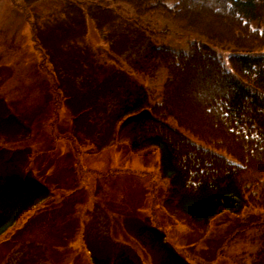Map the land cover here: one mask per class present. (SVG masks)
Here are the masks:
<instances>
[{"label":"rangeland","instance_id":"374dc122","mask_svg":"<svg viewBox=\"0 0 264 264\" xmlns=\"http://www.w3.org/2000/svg\"><path fill=\"white\" fill-rule=\"evenodd\" d=\"M166 4L171 6V0ZM78 10L84 33L78 30L77 45L142 84L150 103L158 99L165 74L142 61L149 43L175 50L204 43L222 60L232 51L159 16L136 17L128 6L112 0H0V120L7 117L0 122V175L18 171L50 190L49 197L0 236V264H92V251L108 249L111 239L130 246L142 264H151L125 227L128 216L157 228L188 264H253L264 234V209L247 208L238 216L223 212L207 226L191 224L165 207L168 182L161 177L154 147L133 151L116 136L96 149L92 142L74 138L75 116L59 85L70 83L74 69L69 65L71 74L63 79L65 68L48 57L35 37L38 31L53 37L54 22L79 16ZM55 46L60 55L61 46ZM137 59L140 64H134ZM131 61L134 68L152 69L139 72ZM53 67L60 71L57 77ZM100 122L98 118V127L85 123L86 131H81L97 138Z\"/></svg>","mask_w":264,"mask_h":264},{"label":"trees","instance_id":"16d2710c","mask_svg":"<svg viewBox=\"0 0 264 264\" xmlns=\"http://www.w3.org/2000/svg\"><path fill=\"white\" fill-rule=\"evenodd\" d=\"M112 1L128 6L136 17L159 16L232 51L222 60L204 43L175 50L150 41L142 61L165 74L158 99L150 103L142 84L77 45L78 30L84 33L79 10V16L54 22L53 37L38 31L35 38L65 68L59 71L63 79L71 74L67 68L74 69L70 83H59L75 116L74 138L96 149L116 136L133 151L154 147L168 182L165 207L191 224L207 226L223 212L238 216L247 208L264 209V0H171V6L167 0ZM53 72L59 73L54 67ZM98 118L97 138L94 132L85 136L84 124L98 127ZM49 194L46 185L26 174L0 175V236ZM124 224L151 264H188L146 220L128 216ZM110 241L108 249L92 251V264H142L130 246ZM258 245L253 264H264V234Z\"/></svg>","mask_w":264,"mask_h":264}]
</instances>
